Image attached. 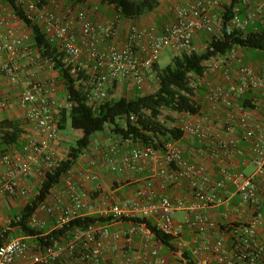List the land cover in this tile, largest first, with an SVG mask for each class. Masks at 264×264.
Returning a JSON list of instances; mask_svg holds the SVG:
<instances>
[{"label": "built area", "instance_id": "obj_1", "mask_svg": "<svg viewBox=\"0 0 264 264\" xmlns=\"http://www.w3.org/2000/svg\"><path fill=\"white\" fill-rule=\"evenodd\" d=\"M228 9L230 28L240 33L248 28L264 31V0H178L171 9L172 18L159 27L130 23L121 44L111 42L119 36L118 17L111 22H97L86 10L71 6L61 14L46 5H30L25 11L47 40L57 46L62 63L71 66L76 83L89 88L88 104L96 108L107 99L109 89L124 85L126 90L142 89L145 76L159 56L193 52L197 34L207 33L208 43L212 37L219 38L222 17ZM29 43L30 35H17L0 11V73L16 84L20 81L21 62L32 68L19 103L25 108L27 123L39 132V137L0 156V198L29 197L31 191L24 181L35 174L52 173L62 160L54 142L59 137L60 109L71 106L52 99L54 81L34 77L35 67L53 69V63L46 57L33 56ZM215 60L205 62L206 72L202 80L199 78L205 86L203 102L195 94L191 98L199 111L175 115L181 138L197 144L192 158L183 155L178 140L156 146L136 144L128 150H122L118 142L109 144L96 158H88L83 176L96 182L99 170L119 175L148 171L149 176L135 189L134 197L107 203L94 214L68 172L63 177L68 202H48L42 214L30 217V225L41 230L48 219L54 218V228L62 229L87 215L103 217L106 222L74 225L59 240L43 247L29 244L24 237L7 239L0 246V264H164L159 253L163 245L147 220L170 237L176 251L188 252L196 264H206L209 255L215 256L218 264H264V240L257 233V228L264 229V63L252 66L236 57L231 60L236 65L233 74ZM82 70L84 77H80ZM210 71L232 83L234 90L208 81L205 76ZM247 92L261 93L259 116L237 103ZM220 111L221 131L216 128ZM247 152L250 173L237 167ZM155 177L170 186L187 184L192 193L190 200L169 196L156 199L152 189ZM235 195L246 220L235 215ZM219 207L222 224L206 213ZM179 211L186 212L181 221L175 219ZM123 223L129 226L123 227ZM185 232L193 235L190 243L183 237Z\"/></svg>", "mask_w": 264, "mask_h": 264}, {"label": "trees", "instance_id": "obj_2", "mask_svg": "<svg viewBox=\"0 0 264 264\" xmlns=\"http://www.w3.org/2000/svg\"><path fill=\"white\" fill-rule=\"evenodd\" d=\"M97 1L114 7L115 19L118 17V22L126 18L132 19L130 23L135 24H137L136 19L153 12L159 6V0ZM4 7H8L25 25L29 30L32 46L39 50L41 58L46 57L51 60L53 70L58 73V81L61 82L65 91L64 102H68L71 106L70 109H60L59 133L66 127L80 132V136L76 138L74 145L69 148L66 157L60 161L58 167L52 173L38 175L40 180L36 195L13 215L10 222V226L18 228L23 236L35 237L40 247L59 240L74 225L103 224L107 220L100 216L87 215L70 221L68 226L62 229L53 228L50 231L46 226L38 230L29 223L33 214L43 213L45 204L48 203L45 200L51 190L62 183L66 173L70 172L77 160L88 152L95 134L103 133L108 128L112 136L120 141L140 145L156 146L168 140H180L182 132L176 127V117H168V121L172 123L170 125L161 120V116L164 110L174 116L185 111L192 114L199 111L198 105L191 99L194 96V87L191 85L190 76L203 77L207 68L206 61L214 56L229 55L236 48L245 50L249 56L256 52L264 54V31L253 32L248 28L246 32L240 33L230 28L231 10L228 9L222 17L221 36L212 37L203 52L193 51L190 54L172 55L171 62L163 69H159L157 63L153 65L151 72L155 74L158 83L155 91L147 95L135 93L132 98H128L126 94L129 90L126 91L125 85L119 88L114 87L112 89H119L122 95L117 99H110V91H107V99L93 108L88 104L89 88L76 83L71 74V66H65L62 63V54L57 46L50 43L40 26L28 17L23 8V0H0L1 12L5 11ZM81 76L84 77V70L81 71ZM113 86L116 85L113 84ZM240 104L243 107L249 106L247 102ZM22 124H28L25 115ZM22 124L18 120H0V156L9 153L13 148H20L17 145L22 134ZM146 223L162 245L175 250L169 236L151 226V220H147ZM8 235L9 232L6 231L0 233V246L7 240ZM180 254L186 264H196L188 252L184 251Z\"/></svg>", "mask_w": 264, "mask_h": 264}, {"label": "crops", "instance_id": "obj_3", "mask_svg": "<svg viewBox=\"0 0 264 264\" xmlns=\"http://www.w3.org/2000/svg\"><path fill=\"white\" fill-rule=\"evenodd\" d=\"M177 2L178 0H162L160 6L164 4V8H161V11L163 12L161 18H164L166 21L170 20L173 16L171 9L174 5H176ZM30 5H33L36 8L40 7L41 5H46L48 8L52 9L54 12L58 14H61L65 8L71 6L74 9L86 10L95 21L103 22V23L113 21L116 15V10L113 6L99 3L97 0H23V8L25 10H27ZM4 9L5 11L3 12L6 15V17L9 19L10 25L15 30V33L17 35L29 32V30H27L25 25L14 16V14L10 11V9H8V7H4ZM143 17L144 16H141L135 20L138 25L144 24ZM131 21L133 20L124 18L121 19V22H118L117 26H118L119 36L117 39L111 40L112 43H117V44L122 43L124 34L126 32V28ZM162 24L163 23H161V21H159V19L156 18V21L149 25H156L157 27H159ZM208 39L209 36L207 33L197 34L193 40L194 51H197V48L199 46H203L205 48L208 43ZM31 41L32 40L30 37L29 44L31 45L30 48L32 50L33 56L38 57L40 55V52L36 47L32 46ZM231 54L225 56H214L212 60H215L218 57H228ZM255 54L256 56L259 55L258 52H256ZM245 61L247 63H245ZM249 61H251L253 64L255 63L260 64L258 59L257 60L242 59V62L244 64H248ZM221 66L227 68L226 65H221ZM234 67L235 68H231V71L232 72L234 71L235 73L236 72L235 64ZM31 69L32 68L24 64V62H21L20 81L16 84L10 83L7 80V78L0 73V120L3 119L18 120L21 124L23 123L25 108L22 107L19 103V94L21 90L24 88L25 84L27 83L29 77H31L29 75ZM34 72H35L34 77H36L37 80L55 82V89L51 94L52 99L59 105H62V103H64L65 91L64 88L62 87L61 82L58 81L59 76L57 71L53 69H49L46 66L42 65L35 67ZM206 76L207 77L205 78L208 79V81L212 82L213 84H222L227 89L234 90V85L232 83H226L218 72L210 71ZM202 78L203 77H200L201 80ZM197 80L199 85V91L195 90L194 94L196 93V91H198L199 101H201L202 103L205 92V86L201 83L199 78H197ZM262 98L263 97L261 93L247 92L243 97L238 99L237 103L240 104L247 102L249 106H246L245 108L249 112H251L254 116H259L261 111L260 107L262 106L263 103ZM222 115H223V111H220L219 113L220 120L218 125L216 126V128H218L219 131H221L219 125L223 118ZM21 129H22V134L19 143L17 145L18 147H21L29 139L39 137V132L36 131L29 124H22ZM67 129L72 130L71 128L66 127V129L62 131H66ZM62 131H60L59 134L60 137H58L57 141L54 142L55 149H57L58 144H60L59 140L61 138ZM72 131L77 133L79 132L75 130ZM238 134H240V132ZM78 135L80 136V132ZM178 142L181 145V148L183 150V155L185 157L192 158V155H195L194 150L197 147L196 143L192 142L187 138H180ZM240 144L243 148H245V150H248V146L246 145V143L241 142ZM119 145L122 150H128L134 147L136 144H133L132 142L129 141L119 140ZM84 165L83 164L80 165L77 160L75 166L72 168L70 173L76 191H78L80 194L84 196L86 203L91 207L94 214L97 213L98 210L101 209L107 203H116L122 199L134 197L135 189L141 186L143 180L150 174L148 171H144L143 173H137V174L126 173L119 175V174H112L108 170H99L98 181L91 182L83 176L82 171L85 169ZM208 167L209 169H211L210 165H208ZM237 167L244 171H246V169H248L249 167L252 168V165L250 164V158L248 156V152L243 159L239 160ZM0 174H1V168H0ZM39 180H40L39 176L35 174L32 178L24 181L25 184L31 190V194L29 195V197L12 198L8 196H4L0 198V233L5 231L9 232V235L6 239H12L15 237H24L27 239V242L29 244L33 245L37 243L35 237L23 236L18 230V228L10 226V222L14 217L13 215L16 212L20 211L23 208V206L36 195L37 190L39 188L38 185ZM152 189L155 193L156 199L159 198L160 196H169L172 198L183 199L185 202H187L190 200L192 195L191 190L189 189L187 184H183L180 187L166 185L164 184L163 180L160 177L154 178ZM69 197L70 196L67 190V186L63 180L61 184L55 186L51 190L45 202L65 203L68 202ZM232 203L235 206L236 217L242 220H246L248 217L246 213L242 212V209L238 207L239 199L236 195L232 197ZM221 210H222L221 207L210 208L206 213L211 219L222 224V221L220 219ZM178 213L183 214L182 218L180 220H177V221H181L184 218L186 212L179 211ZM9 215H11L10 218L7 217ZM122 226L128 227L129 224L123 223ZM112 227L115 228L116 226L113 225ZM46 228L48 231L54 228V220L52 218L47 220ZM257 233L260 240H264V229L257 228ZM192 236L193 235L190 232H185L183 235L185 241L189 243L193 239ZM159 253L161 258L164 260V264H186V261L182 258L180 254L181 252L179 251L170 249L169 247L163 245L160 247ZM206 264H218L216 257L213 255L207 256Z\"/></svg>", "mask_w": 264, "mask_h": 264}, {"label": "rangeland", "instance_id": "obj_4", "mask_svg": "<svg viewBox=\"0 0 264 264\" xmlns=\"http://www.w3.org/2000/svg\"><path fill=\"white\" fill-rule=\"evenodd\" d=\"M161 2H162V0L161 1L159 0V6L153 12H150V13L144 15V17H143L144 18L143 19L144 24H142V25L152 24V23H154L156 21V18H158L159 21H161V23H164L166 21L164 18H161V15L163 13L161 11V8H164V4L162 6H160ZM204 50H205V48L203 46H199L197 48V52H203ZM236 57H241V59H244V60H248V59H253L254 58L256 60L258 59V61L260 63L261 62L264 63V54H259L258 56H256V54H254L252 56H249V55H247V52H245V50L240 49V48L234 49L232 54L230 56H228V57H218L215 60V62L217 63L218 66L226 65L228 68L231 69V68H235L234 64L231 62V60H233ZM171 60H172V54L170 52H167V53L159 56V58L157 60L158 68L159 69L165 68L171 62ZM245 63H247V62L245 61ZM248 64L252 65V66L259 65V63L253 64L251 61H249ZM223 68H225V67H223ZM233 74H234V71H233ZM190 77H191V85L194 87L195 90L199 91V85H198L197 78L194 75H191ZM205 77H207V76H205ZM157 85H158V83H157L155 74L153 72H150V73H148L145 76V82L143 84L142 89L135 90V91L134 90H129V92H128V94H126V96L128 98H132L135 93H140L142 95H147V94L152 93L153 91H155L157 89ZM198 91H196L195 96L199 100ZM108 92H109L110 99H117L118 97H120L122 95V92H120L119 89L118 90L109 89ZM168 117L174 118L175 116L173 114L169 113L168 111L164 110L163 114L161 116V120L166 121L167 124L171 125L172 123H170L168 121ZM173 125H175V123H173ZM78 134H79V132L77 133V132H74V131L69 130V129H67L66 131H62L61 132V138L59 140L60 144H58V147L56 149V151H58V155H59V157L61 159H64L66 157L69 148L72 145H74L76 138L79 136ZM95 135H94L95 137L93 138V141H92L91 145L89 146L88 152L86 154L82 155L78 159V163L80 165L86 164L89 157L96 158L98 153L100 151H102L109 144L119 142V139L113 137L108 128H106L103 131V133H97ZM59 137H60V135H59ZM251 170H252V168L249 167L248 169H246L245 172L246 173H250ZM10 216L11 215H9L7 217L10 218ZM182 216H183L182 213H178L176 215L175 219L180 220L182 218Z\"/></svg>", "mask_w": 264, "mask_h": 264}]
</instances>
